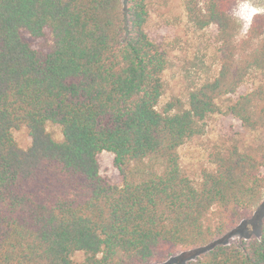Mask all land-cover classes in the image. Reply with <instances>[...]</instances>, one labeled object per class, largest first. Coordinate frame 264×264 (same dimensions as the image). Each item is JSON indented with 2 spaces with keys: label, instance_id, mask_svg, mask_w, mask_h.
<instances>
[{
  "label": "trees",
  "instance_id": "trees-1",
  "mask_svg": "<svg viewBox=\"0 0 264 264\" xmlns=\"http://www.w3.org/2000/svg\"><path fill=\"white\" fill-rule=\"evenodd\" d=\"M181 1L215 30L219 70L160 107L170 52L148 31L150 0H0V264H161L204 247L187 264H264V219L259 239L224 242L263 196L264 143L209 154L197 181L179 155L213 115L264 130V17L236 45L238 0Z\"/></svg>",
  "mask_w": 264,
  "mask_h": 264
},
{
  "label": "rangeland",
  "instance_id": "rangeland-1",
  "mask_svg": "<svg viewBox=\"0 0 264 264\" xmlns=\"http://www.w3.org/2000/svg\"><path fill=\"white\" fill-rule=\"evenodd\" d=\"M122 6L125 0H120ZM264 17V0H238L231 16L237 25L235 44L247 39L254 17ZM148 31L153 39L167 46L170 52L169 65L164 74L166 86L160 107L172 100L186 103L188 92L195 86L213 78L219 63L216 57V32L213 28L197 29L187 17L181 0H150ZM258 42H253L255 46ZM259 79L246 80L234 97L251 91ZM48 132L57 141L62 134L57 126H48ZM13 137L22 149L31 145V138L25 129L13 131ZM264 143V130L249 131L239 120L231 116L213 115L206 120L204 132L189 140L179 150L183 171L191 179L199 180L204 169L211 168L209 154L225 151L231 144L244 150ZM100 175L111 184L120 186L122 178L115 167L114 155L102 152L98 155ZM264 219V192L261 200L253 207L252 217L243 222L225 239L226 244L241 240L259 239ZM209 247L181 251L161 264H187L207 252ZM76 263L84 261V255H74Z\"/></svg>",
  "mask_w": 264,
  "mask_h": 264
}]
</instances>
